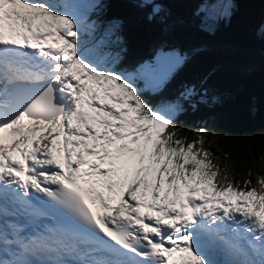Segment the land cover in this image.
Here are the masks:
<instances>
[{
	"label": "snow or ice",
	"instance_id": "6c2138e0",
	"mask_svg": "<svg viewBox=\"0 0 264 264\" xmlns=\"http://www.w3.org/2000/svg\"><path fill=\"white\" fill-rule=\"evenodd\" d=\"M81 7L0 0V264H264V175L179 135Z\"/></svg>",
	"mask_w": 264,
	"mask_h": 264
},
{
	"label": "trees",
	"instance_id": "16d2710c",
	"mask_svg": "<svg viewBox=\"0 0 264 264\" xmlns=\"http://www.w3.org/2000/svg\"><path fill=\"white\" fill-rule=\"evenodd\" d=\"M219 1L225 14L209 16L207 2ZM152 2L161 9L155 16L143 0H98L89 10L91 24L116 26L120 54L112 69L131 75L160 52L181 53L159 85L136 79L142 97L167 110L189 141L205 129V147L221 167L241 182L251 171L255 183L264 175V0ZM189 88L199 95L186 99Z\"/></svg>",
	"mask_w": 264,
	"mask_h": 264
},
{
	"label": "rangeland",
	"instance_id": "374dc122",
	"mask_svg": "<svg viewBox=\"0 0 264 264\" xmlns=\"http://www.w3.org/2000/svg\"><path fill=\"white\" fill-rule=\"evenodd\" d=\"M98 0H76L82 5L80 11L86 15L89 21V10L95 6ZM205 9L209 16H222L226 12V5L222 1L207 2ZM95 30L92 38L102 43L106 52L105 59L107 60L106 67L112 69V64L120 54L119 34L116 26L113 23H93ZM182 59V54L177 50L160 52L152 61L147 62L139 68L134 74L128 75L136 84V79H141L147 86L159 85L162 80L170 73L173 67ZM137 86V85H136ZM162 109V108H161ZM166 114H170L167 110L162 109ZM62 144H57L56 149L62 148ZM54 149V150H56ZM54 152V151H53Z\"/></svg>",
	"mask_w": 264,
	"mask_h": 264
}]
</instances>
